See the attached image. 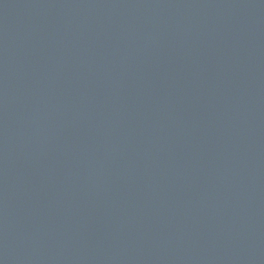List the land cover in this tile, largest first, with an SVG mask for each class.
<instances>
[{"label": "water", "instance_id": "95a60500", "mask_svg": "<svg viewBox=\"0 0 264 264\" xmlns=\"http://www.w3.org/2000/svg\"><path fill=\"white\" fill-rule=\"evenodd\" d=\"M0 264H264V0H0Z\"/></svg>", "mask_w": 264, "mask_h": 264}]
</instances>
